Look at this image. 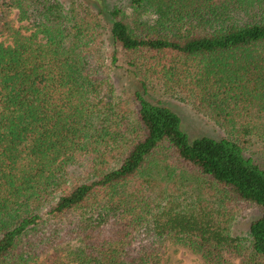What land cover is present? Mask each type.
Segmentation results:
<instances>
[{
	"label": "trees",
	"instance_id": "obj_1",
	"mask_svg": "<svg viewBox=\"0 0 264 264\" xmlns=\"http://www.w3.org/2000/svg\"><path fill=\"white\" fill-rule=\"evenodd\" d=\"M155 81L226 136L192 137ZM258 140L264 0H0V264H264Z\"/></svg>",
	"mask_w": 264,
	"mask_h": 264
},
{
	"label": "rangeland",
	"instance_id": "obj_2",
	"mask_svg": "<svg viewBox=\"0 0 264 264\" xmlns=\"http://www.w3.org/2000/svg\"><path fill=\"white\" fill-rule=\"evenodd\" d=\"M69 9L72 3L77 0H61ZM114 5L122 6L126 0H109ZM19 12H13V18L17 26H21L23 22L18 20ZM104 53L106 62L112 68L113 77L116 82L117 96L123 100H130L131 95L136 91L139 83L129 71L126 57L122 50L118 52L117 65H112L113 47L109 44V39L104 45ZM114 67V68H113ZM150 99L154 102H162L177 111L183 119L184 128L192 137L213 136L225 137L226 132L218 124L206 117L203 113L197 111L190 103L182 100L178 96L167 91L163 82L155 81L150 87ZM131 107V104L128 103ZM250 153L264 167V140H258L253 144ZM258 213L255 210H244L239 212L233 222V231L237 234L245 235L248 233L249 225ZM168 264H201L198 256L189 250L172 245L168 251Z\"/></svg>",
	"mask_w": 264,
	"mask_h": 264
}]
</instances>
